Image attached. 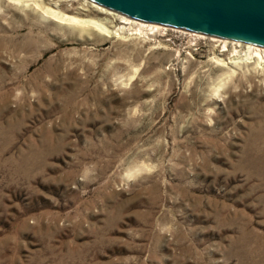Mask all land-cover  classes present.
<instances>
[{
    "label": "rangeland",
    "instance_id": "rangeland-1",
    "mask_svg": "<svg viewBox=\"0 0 264 264\" xmlns=\"http://www.w3.org/2000/svg\"><path fill=\"white\" fill-rule=\"evenodd\" d=\"M3 1L0 264H264V73L213 61L240 41Z\"/></svg>",
    "mask_w": 264,
    "mask_h": 264
},
{
    "label": "water",
    "instance_id": "water-1",
    "mask_svg": "<svg viewBox=\"0 0 264 264\" xmlns=\"http://www.w3.org/2000/svg\"><path fill=\"white\" fill-rule=\"evenodd\" d=\"M137 21L264 47V0H90Z\"/></svg>",
    "mask_w": 264,
    "mask_h": 264
},
{
    "label": "bare ground",
    "instance_id": "bare-ground-1",
    "mask_svg": "<svg viewBox=\"0 0 264 264\" xmlns=\"http://www.w3.org/2000/svg\"><path fill=\"white\" fill-rule=\"evenodd\" d=\"M3 1V0H2ZM14 5L29 8L35 13H40L43 18H47L58 23L59 26L68 27L76 31L79 35L86 33H95L103 35L107 38L119 37V34H126L128 36H134L149 40V36H152L156 33L163 32L164 29H161L157 26L146 24L145 22H138L127 16H123L117 12H114L110 9H107L99 4H96L90 0H81V6L78 7V12L83 11L87 13L88 11L95 12L97 14H102L107 18L103 19H81L75 16H68L56 9L62 0H46L47 4L52 3L54 8L45 6L40 0H8ZM7 1V2H8ZM6 2V1H3ZM8 2V3H10ZM7 4V3H6ZM8 5V4H7ZM56 7V8H55ZM18 8V7H17ZM108 19L118 21L119 25H110L113 21L109 22ZM195 36L199 37L195 34ZM125 37V36H124ZM123 39V36H122ZM126 39V38H125ZM152 40V39H151ZM215 41V40H214ZM220 41V40H219ZM221 42V41H220ZM222 50H226V47H230V55L226 60L213 58L215 64L229 67L233 69H247L252 67L254 70H257L259 73H264V49H260L254 44L250 43H240L232 41H222ZM234 73V72H233ZM232 76V74H231Z\"/></svg>",
    "mask_w": 264,
    "mask_h": 264
}]
</instances>
